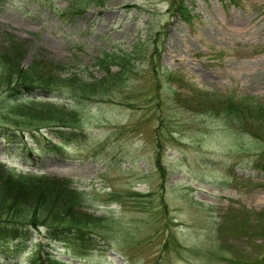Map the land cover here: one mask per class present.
Wrapping results in <instances>:
<instances>
[{"label":"rangeland","instance_id":"374dc122","mask_svg":"<svg viewBox=\"0 0 264 264\" xmlns=\"http://www.w3.org/2000/svg\"><path fill=\"white\" fill-rule=\"evenodd\" d=\"M96 1L0 0V50L5 33L14 35L24 67L38 54L66 65L61 75L89 81L131 57L109 91L73 97L63 86L37 95L54 115L76 111L71 141L46 127L35 139L4 118L28 100L0 91L6 169L68 179L83 192V210L103 217L93 228L106 238L88 256L57 243L43 251L64 264H264V0ZM71 2L85 10L63 15ZM106 53L108 72L94 65ZM221 97L262 108V117L196 105ZM19 194L24 206L31 201ZM43 232L33 231L16 258L1 251L0 264H31Z\"/></svg>","mask_w":264,"mask_h":264},{"label":"trees","instance_id":"16d2710c","mask_svg":"<svg viewBox=\"0 0 264 264\" xmlns=\"http://www.w3.org/2000/svg\"><path fill=\"white\" fill-rule=\"evenodd\" d=\"M94 2L101 3L96 0ZM70 6L62 10L64 14H76V10H79L76 6L75 8ZM175 7L184 16H189V12L180 1L175 3ZM4 38L6 41L3 43L6 45L0 50V91L6 93L5 97L15 99L25 97L28 103L14 102L9 106L8 111H3L2 116L10 117L12 121L17 122L20 129H23L25 125L29 126L28 131L35 139H38V132L43 136L44 133L39 130L42 126H46L54 136L63 141H71L78 134L74 126L79 122L76 111L73 109L66 111L67 115L61 112L54 115V104L44 101L42 97H37L38 94L51 93L64 87L73 97L75 96L72 92L76 90L81 94L109 91L126 77L128 69L126 62L131 60L129 53H126V56L120 55L123 61H119L118 69L111 72L109 69L111 64H108V60L105 62L110 54L98 56L94 65L104 68L105 72L110 71L109 75L83 81L77 76L76 71L64 72L61 75L58 72L67 69L66 65L54 64L39 57L38 54L32 56L26 67L22 66L20 64L21 44L12 34L5 33ZM112 57L111 60L116 62L115 57ZM40 105L52 106V108H49V111L35 110V106ZM196 105L208 112L222 111L232 117H239L247 112L250 114L248 116H255V118L262 117L263 114L262 108L254 109L244 106L242 101L232 97H221L216 103H207L202 100ZM12 133L7 135L16 134L14 131ZM0 180V250L5 251L6 256L20 253L29 240V228L35 229L39 225L46 227L48 239L59 241L74 251L81 252L91 247L92 233L95 232L93 227L101 222L103 217L94 216L83 210V192L78 191L75 185L70 186V180H61L43 174L14 173L6 169L2 162H0ZM11 182L16 184L15 192ZM21 192L31 194V201L25 202V206L23 201L18 199ZM40 264H58V262L48 256L46 262L43 261Z\"/></svg>","mask_w":264,"mask_h":264}]
</instances>
